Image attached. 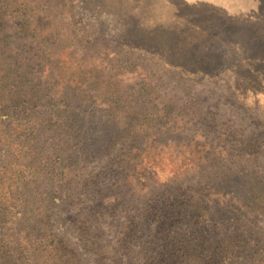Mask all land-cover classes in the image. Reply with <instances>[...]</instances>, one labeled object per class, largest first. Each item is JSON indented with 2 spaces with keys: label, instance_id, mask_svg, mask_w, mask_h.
<instances>
[{
  "label": "rangeland",
  "instance_id": "1",
  "mask_svg": "<svg viewBox=\"0 0 264 264\" xmlns=\"http://www.w3.org/2000/svg\"><path fill=\"white\" fill-rule=\"evenodd\" d=\"M0 63V264H264V0H0Z\"/></svg>",
  "mask_w": 264,
  "mask_h": 264
},
{
  "label": "trees",
  "instance_id": "2",
  "mask_svg": "<svg viewBox=\"0 0 264 264\" xmlns=\"http://www.w3.org/2000/svg\"><path fill=\"white\" fill-rule=\"evenodd\" d=\"M21 69L17 67L11 68L6 63H0V96L6 95L5 102L8 101L11 105L18 106L23 99L25 98V92L27 89L23 87L22 80L24 79V73L22 74ZM34 96V95H33ZM32 96V97H33ZM7 103V102H6ZM17 104V105H16ZM13 106V107H15ZM9 109V106H7ZM8 125V124H7ZM10 148V145H7ZM36 172L33 168V165H28L26 167H20L19 170H7V168L0 169V185L5 183L4 179L13 180V176H17L19 180H23L27 174H32ZM4 180V181H3ZM11 185V184H10ZM7 201L8 200H0V205L4 206V210H7ZM236 234L232 236V239H235ZM233 246V248H232ZM232 246L227 248L225 252L226 255H232L233 250L235 248V241L232 242Z\"/></svg>",
  "mask_w": 264,
  "mask_h": 264
}]
</instances>
